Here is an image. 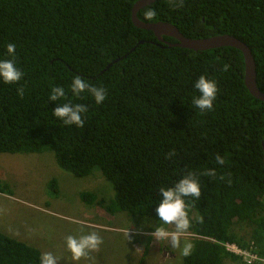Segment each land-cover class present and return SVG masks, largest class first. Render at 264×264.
Segmentation results:
<instances>
[{"label":"trees","instance_id":"trees-1","mask_svg":"<svg viewBox=\"0 0 264 264\" xmlns=\"http://www.w3.org/2000/svg\"><path fill=\"white\" fill-rule=\"evenodd\" d=\"M135 1L0 0V59L14 60L22 73L14 83L0 80V152L51 151L76 177L97 169L114 191L108 210L159 220L161 188L195 179L200 196L184 197L194 249L181 264L241 260L220 242L252 244L264 258V101L245 85L242 52L163 44L133 24ZM137 17L169 22L186 37H237L251 50L264 92V0H156ZM202 75L218 87L203 111L193 103ZM75 78L84 91L72 89ZM55 88L64 95L53 100ZM93 88L104 90L101 103ZM65 104L85 109L80 126L54 115ZM10 192L0 181V193ZM238 223L251 226L248 238L234 232ZM40 253L0 232V264H39Z\"/></svg>","mask_w":264,"mask_h":264},{"label":"rangeland","instance_id":"rangeland-1","mask_svg":"<svg viewBox=\"0 0 264 264\" xmlns=\"http://www.w3.org/2000/svg\"><path fill=\"white\" fill-rule=\"evenodd\" d=\"M52 179L56 180L55 190L49 188ZM0 181L11 188L8 194L0 193V232L40 252H51L59 257L58 264H181L183 246L191 243L186 232L176 249L170 239L155 238L153 233L159 227L176 231L174 223L111 212L107 209L114 197L111 183L97 169L83 177L64 171L51 151L0 152ZM82 192L92 193L96 199L83 200ZM233 230L248 238L251 226L238 223ZM93 232L100 237V245L79 261L72 260L67 236L79 238ZM222 264L245 263L224 258Z\"/></svg>","mask_w":264,"mask_h":264},{"label":"clouds","instance_id":"clouds-1","mask_svg":"<svg viewBox=\"0 0 264 264\" xmlns=\"http://www.w3.org/2000/svg\"><path fill=\"white\" fill-rule=\"evenodd\" d=\"M7 53L9 56L15 54V45H7ZM22 73L15 65L14 60L0 59V80L4 83H14L21 79ZM87 84L79 78H75L72 83V89L79 93L85 90ZM195 89L199 91V96L194 98V105L200 110H210L217 96V83L214 79H209L202 75L194 83ZM91 92L97 103H101L105 99V92L102 88H93ZM64 91L62 88L53 89L52 99L62 97ZM85 111L82 106L74 107L67 104L57 107L54 115L63 120L65 124H82L81 114ZM223 163V161H220ZM162 200L156 212L163 224H175L176 231L169 232L164 227H159L153 235L160 241H168L174 249L180 247V237L186 232L190 226L187 208L184 197H199L201 188L200 184L190 177L180 180L174 188H161ZM67 249L71 253V259L79 261L82 257H86L89 251L95 250L102 242L100 237L95 233L88 235L76 236L69 235L66 238ZM194 245L190 242L184 244L182 249L183 256L191 255ZM59 257L51 252L45 251L39 254V264H58Z\"/></svg>","mask_w":264,"mask_h":264},{"label":"water","instance_id":"water-1","mask_svg":"<svg viewBox=\"0 0 264 264\" xmlns=\"http://www.w3.org/2000/svg\"><path fill=\"white\" fill-rule=\"evenodd\" d=\"M156 0H136L131 9V20L133 24L141 29L153 32L158 41L168 46H179L194 51L208 50L222 46H230L239 49L244 58V82L249 92L256 98L264 101V92L256 86V66L253 55L249 47L237 37L229 34H217L209 37L191 38L184 36L173 24L165 21L144 22L138 19L139 9L155 2ZM163 36H169L176 40L170 43L164 40ZM109 63L106 68L111 66ZM262 161L264 166V141H262Z\"/></svg>","mask_w":264,"mask_h":264},{"label":"built area","instance_id":"built-area-1","mask_svg":"<svg viewBox=\"0 0 264 264\" xmlns=\"http://www.w3.org/2000/svg\"><path fill=\"white\" fill-rule=\"evenodd\" d=\"M226 252L233 254L241 259L245 264L264 263V258L260 257L252 244L248 249L239 246L235 242H220Z\"/></svg>","mask_w":264,"mask_h":264},{"label":"crops","instance_id":"crops-1","mask_svg":"<svg viewBox=\"0 0 264 264\" xmlns=\"http://www.w3.org/2000/svg\"><path fill=\"white\" fill-rule=\"evenodd\" d=\"M150 239V238H149ZM149 242H152V240L151 241H149ZM153 243V242H152Z\"/></svg>","mask_w":264,"mask_h":264}]
</instances>
